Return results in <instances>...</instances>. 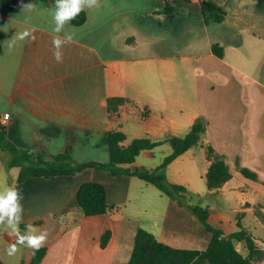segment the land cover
<instances>
[{"label": "crops", "instance_id": "obj_1", "mask_svg": "<svg viewBox=\"0 0 264 264\" xmlns=\"http://www.w3.org/2000/svg\"><path fill=\"white\" fill-rule=\"evenodd\" d=\"M167 1L176 10L164 12ZM28 3L34 7H23ZM54 5L55 0H0V123L9 112L7 138L32 151H70L74 162H107L111 129L125 131L126 144L137 137L167 141L185 136L202 116L209 123L204 141L227 155L231 178L208 189L211 160L200 144L201 155L193 146L169 164L168 179L185 185L191 202L202 195L214 200L216 208L207 204L210 219L218 209L216 227L225 234L239 229L240 220L254 240L253 263L264 264V0H100L99 7L85 9L83 24L71 20L59 34L53 32ZM24 31L35 41L28 37L9 48L12 36ZM65 32L73 40L57 63L51 41ZM216 43L224 47L222 57L213 51ZM112 96L130 100L111 111ZM171 152L164 142L142 151L132 167L152 170ZM9 159L0 149V190L15 186L20 191L21 223H27L23 233L28 225L37 234L47 231L40 264H126L140 227L127 225L126 210L132 187L143 179L88 167L74 175L18 183L20 167L8 165ZM244 166L258 179L245 176ZM86 181L105 184L112 210L83 213L77 193ZM169 198L183 212L185 207ZM226 211L236 214L234 223ZM199 222L210 243L211 234ZM228 223L233 224L230 232ZM107 230L111 235L103 246ZM149 231L163 240L160 232ZM15 239L0 228V264L31 263L32 248L27 247L25 259L18 246L15 255L7 254ZM235 244L250 253L243 241Z\"/></svg>", "mask_w": 264, "mask_h": 264}, {"label": "trees", "instance_id": "obj_2", "mask_svg": "<svg viewBox=\"0 0 264 264\" xmlns=\"http://www.w3.org/2000/svg\"><path fill=\"white\" fill-rule=\"evenodd\" d=\"M176 10L169 1L164 12ZM223 15L217 20H222ZM87 20L86 10L81 11L73 24L81 25ZM209 21V19H207ZM213 51L220 57L224 55V47L216 43ZM130 99L123 96L108 98L109 108L116 111L118 106ZM208 121L198 117L185 136H172L167 141L153 140L149 137L134 138L126 144L127 134L122 129H111L109 133L110 158L103 162L91 160L74 162L70 151L59 154H49L45 151H32L14 144L7 138L5 125L0 123V149L10 154L8 165L19 166L18 183L30 177L55 178L59 175H74L88 167L104 168L115 174L136 175L154 184L162 193L177 200L179 204L191 209L199 218L205 229L211 234V240L206 249L180 248L159 240L156 235L144 227H138L134 236V245L131 256L126 264H254V240L251 233L238 220L239 229L230 234L214 226L210 222V207L201 202H191L186 195L187 187L173 183L168 179L167 168L178 156L197 144L206 148L207 158L211 160L206 172V182L209 190L222 186L232 176L228 165V157L219 153L210 142L204 141L208 131ZM164 142H169L172 152L168 154L161 164L152 170L138 171L132 167L137 156L144 150L153 149ZM241 172L252 179H258V173L249 168L241 167ZM78 204L85 215L107 213L114 208L107 199L105 184L97 181H86L81 184L77 193ZM21 233L27 223H21ZM111 231L107 230L102 236V245L105 246L110 238ZM235 240L243 241L250 249L248 255L243 254L236 246ZM47 248L42 246L38 251L34 249L30 264H40Z\"/></svg>", "mask_w": 264, "mask_h": 264}, {"label": "rangeland", "instance_id": "obj_3", "mask_svg": "<svg viewBox=\"0 0 264 264\" xmlns=\"http://www.w3.org/2000/svg\"><path fill=\"white\" fill-rule=\"evenodd\" d=\"M199 145L200 144L195 145L194 149L201 155L202 152L200 151L201 148ZM159 157L160 155L157 154V158ZM141 159L148 160L144 158V156H142ZM139 181L140 184L133 186L131 189L132 200L126 210L127 216L131 219L126 220L127 225L130 226L134 224L135 226H141L148 230H156L160 232L159 234L161 237L163 236L162 241L168 242L174 246L206 249L209 243V237L200 233V222L195 216L196 214L186 206H184L185 209L182 212L180 207L172 202V200L154 186V184H149L144 180ZM205 184L207 183L205 182ZM133 193H138L139 197L134 198ZM160 195H164L162 196L163 198H160ZM202 196L203 197H201L199 201L196 198H194V200L206 206H208L207 204H211L212 207L216 208L217 203L214 202V200H210L208 195ZM161 199H163L164 202H162ZM138 203L145 206L146 210L138 208ZM157 211H160V213H157ZM216 211L217 213L210 219V222L215 226H219L220 216L218 214V209H216ZM226 212V215L229 216L232 219V223H234L235 220H237L236 214L232 211ZM232 225L231 223L225 225L227 232L231 231ZM18 247L21 256H23L24 259L27 258L29 252L27 247L23 245H18ZM18 264L26 263L19 262Z\"/></svg>", "mask_w": 264, "mask_h": 264}, {"label": "clouds", "instance_id": "obj_4", "mask_svg": "<svg viewBox=\"0 0 264 264\" xmlns=\"http://www.w3.org/2000/svg\"><path fill=\"white\" fill-rule=\"evenodd\" d=\"M100 6V0H55L53 20V32L59 34L64 32L65 25L85 9H93ZM27 9H32L34 5L28 3L23 5ZM31 37L35 41L36 37L29 31L18 32L12 36L8 42V47L11 48L17 41L25 40ZM73 36L70 33L64 34L63 38L60 35H55L51 41L55 51L53 57L57 63L63 62L62 49L65 45L70 44ZM22 196L18 188L15 186L7 187L0 190V228L8 233L9 236H15V242L11 243L7 249L9 256L15 255L19 250L18 245H23L35 250H39L47 240V231H42L37 234V229L32 225H28L27 231L21 234L19 224L22 222L24 207L21 203Z\"/></svg>", "mask_w": 264, "mask_h": 264}, {"label": "built area", "instance_id": "obj_5", "mask_svg": "<svg viewBox=\"0 0 264 264\" xmlns=\"http://www.w3.org/2000/svg\"><path fill=\"white\" fill-rule=\"evenodd\" d=\"M9 117H10V113H9V112L5 113V114H4V117H3V120L1 121V124H2V125H5L6 122H7V119H8Z\"/></svg>", "mask_w": 264, "mask_h": 264}, {"label": "water", "instance_id": "obj_6", "mask_svg": "<svg viewBox=\"0 0 264 264\" xmlns=\"http://www.w3.org/2000/svg\"><path fill=\"white\" fill-rule=\"evenodd\" d=\"M136 170H138V171H145V169H143V168H141V169H136Z\"/></svg>", "mask_w": 264, "mask_h": 264}]
</instances>
